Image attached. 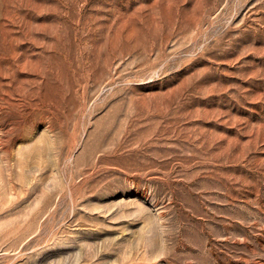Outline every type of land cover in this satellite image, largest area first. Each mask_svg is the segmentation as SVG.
<instances>
[{"label":"rangeland","instance_id":"obj_1","mask_svg":"<svg viewBox=\"0 0 264 264\" xmlns=\"http://www.w3.org/2000/svg\"><path fill=\"white\" fill-rule=\"evenodd\" d=\"M0 264H264V0H0Z\"/></svg>","mask_w":264,"mask_h":264}]
</instances>
